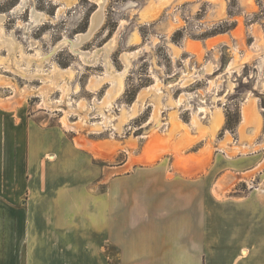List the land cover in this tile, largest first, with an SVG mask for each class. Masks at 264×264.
<instances>
[{
	"label": "crops",
	"instance_id": "obj_1",
	"mask_svg": "<svg viewBox=\"0 0 264 264\" xmlns=\"http://www.w3.org/2000/svg\"><path fill=\"white\" fill-rule=\"evenodd\" d=\"M228 35L208 37L204 49ZM13 98L0 99V264H264V114L257 103L223 137V111L201 118L212 131L178 117L166 144L157 139L151 155L144 149L154 141L141 148L142 166L112 175Z\"/></svg>",
	"mask_w": 264,
	"mask_h": 264
},
{
	"label": "rangeland",
	"instance_id": "obj_2",
	"mask_svg": "<svg viewBox=\"0 0 264 264\" xmlns=\"http://www.w3.org/2000/svg\"><path fill=\"white\" fill-rule=\"evenodd\" d=\"M73 1L0 0V99L15 96L16 108L27 107L41 126L59 127L100 169L122 175L142 166L141 148L154 141L144 149L151 155L157 139L166 144L178 117H194L204 130L201 118L223 111V137L236 133L250 104L264 114V0H175L144 22L139 15L150 0H108L102 26L77 48L72 42L90 32L100 6ZM219 34L233 36L204 49Z\"/></svg>",
	"mask_w": 264,
	"mask_h": 264
},
{
	"label": "bare ground",
	"instance_id": "obj_3",
	"mask_svg": "<svg viewBox=\"0 0 264 264\" xmlns=\"http://www.w3.org/2000/svg\"><path fill=\"white\" fill-rule=\"evenodd\" d=\"M69 1H71V0H69ZM73 1V0H72ZM75 1V0H74ZM73 1V2H74ZM92 1H94V2H96L97 3V5H99L100 6V8L97 10V12H95L96 14L93 16V18H92V23H91V26H92V28H91V30H90V32H88V33H86V34H80L79 36H78V38L74 41V42H72V44H73V46H74V48H77V47H79L80 45H82L85 41H87V40H89L92 36H93V33L95 32V30L97 29V28H99V26H102V23H103V21H104V7H105V4L107 3V1L108 0H92ZM179 2H183V1H185V0H178ZM251 1V0H250ZM171 2V0H150L149 1V3L143 8V10H142V13H141V18H140V20H141V22H144V21H150V20H153V19H155V18H157L158 16H159V14H160V12H161V10L162 9H164V6H167V4L168 3H170ZM75 3V2H74ZM247 3H248V1H247ZM24 4H25V2H24ZM24 4H20L19 6H17L16 7V9H19V8H21V7H23V5ZM60 10V9H59ZM140 13V12H139ZM4 17H5V15H1L0 16V28H2V26H3V21H4ZM139 17H140V15H139ZM137 37V36H136ZM1 38V37H0ZM225 38H223V40H224ZM220 39H215V40H209L208 42H207V44H208V47H212L215 43H217V41H219ZM222 40V39H221ZM114 42V41H113ZM133 42V41H132ZM9 43H10V45L11 46H14L15 45V41L14 40H10L9 41ZM115 43V42H114ZM16 46V45H15ZM189 48H192V49H194V48H196L195 46V44H192V43H190L189 45ZM113 47H114V45H112V43L110 44L109 43V46L108 47H106L105 49H107V51H109V50H112L113 49ZM19 48H20V46H19ZM109 48V49H108ZM198 49H200V48H198ZM17 50V49H16ZM75 50V49H74ZM99 50V49H98ZM197 50V49H196ZM177 51V50H176ZM22 52H23V50H22ZM80 52V51H79ZM81 54H82V57H84V59H86V58H88V54L89 53H86V52H81ZM24 58V57H23ZM15 59V58H14ZM34 59V57H31V58H29V62H31L32 60ZM1 61V60H0ZM37 62H39L38 63V65H39V67H42V62H43V58H41L40 56H38L37 57V60H36ZM19 62V61H18ZM33 62V61H32ZM16 64H18V63H16ZM59 71V70H58ZM21 72V71H20ZM19 72V73H20ZM26 72V71H25ZM24 72V73H25ZM68 74H70V73H68ZM72 74V73H71ZM70 74V75H71ZM49 75V74H48ZM62 75L63 74H61V73H56L55 74V76H56V78H60V77H62ZM47 76V75H46ZM50 76V75H49ZM54 76V77H55ZM55 78V79H56ZM45 80H46V78H45ZM61 80V79H60ZM47 81V80H46ZM52 81V80H51ZM53 87V86H52ZM46 92V91H45ZM51 94V93H50ZM15 97V96H14ZM253 102V101H252ZM249 106V105H248ZM72 110V109H71ZM245 115H246V117L248 118V116H249V112H248V108H246L245 109ZM251 115L253 116V112L251 113ZM221 115L220 114H218V116L217 117H215V119L216 118H221L220 117ZM222 124H212V126H214L215 128H219L220 126H221ZM199 127H202L201 125L199 126ZM206 129L207 130H211L210 129V127H207L206 126ZM206 129H204V131L206 130ZM201 130V129H200ZM214 130V129H213ZM212 131V130H211ZM212 135V134H211ZM207 138V137H206ZM186 146V145H185ZM147 150V149H146ZM105 151V150H104Z\"/></svg>",
	"mask_w": 264,
	"mask_h": 264
},
{
	"label": "water",
	"instance_id": "obj_4",
	"mask_svg": "<svg viewBox=\"0 0 264 264\" xmlns=\"http://www.w3.org/2000/svg\"><path fill=\"white\" fill-rule=\"evenodd\" d=\"M100 27H101V26H99V28H100ZM99 28H97V29L95 30V32H96ZM95 32H94V33H95ZM94 33H93V34H94Z\"/></svg>",
	"mask_w": 264,
	"mask_h": 264
},
{
	"label": "trees",
	"instance_id": "obj_5",
	"mask_svg": "<svg viewBox=\"0 0 264 264\" xmlns=\"http://www.w3.org/2000/svg\"><path fill=\"white\" fill-rule=\"evenodd\" d=\"M220 33V32H219ZM216 34H218V33H216Z\"/></svg>",
	"mask_w": 264,
	"mask_h": 264
}]
</instances>
